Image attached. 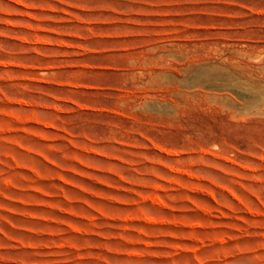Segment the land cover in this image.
Here are the masks:
<instances>
[{"label":"rangeland","instance_id":"obj_1","mask_svg":"<svg viewBox=\"0 0 264 264\" xmlns=\"http://www.w3.org/2000/svg\"><path fill=\"white\" fill-rule=\"evenodd\" d=\"M0 264H264V0H0Z\"/></svg>","mask_w":264,"mask_h":264}]
</instances>
